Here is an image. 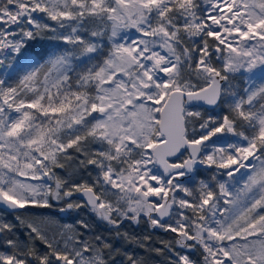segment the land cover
Instances as JSON below:
<instances>
[{
	"label": "snow or ice",
	"instance_id": "6c2138e0",
	"mask_svg": "<svg viewBox=\"0 0 264 264\" xmlns=\"http://www.w3.org/2000/svg\"><path fill=\"white\" fill-rule=\"evenodd\" d=\"M153 253L264 264V0H0V264Z\"/></svg>",
	"mask_w": 264,
	"mask_h": 264
},
{
	"label": "rangeland",
	"instance_id": "374dc122",
	"mask_svg": "<svg viewBox=\"0 0 264 264\" xmlns=\"http://www.w3.org/2000/svg\"><path fill=\"white\" fill-rule=\"evenodd\" d=\"M52 43L54 42H50L47 39H40L37 41H33L31 42V47L29 49V52L31 53H37V52H43L46 49H50L52 46ZM217 111H219V109H217ZM205 175H207L205 173ZM33 213H37V210L33 209L31 210ZM22 215H27V213H21ZM39 214V213H37ZM44 215H51L52 217H54L57 221H59L60 223H71L74 219L78 218L75 214L69 215V214H61L58 213L57 210L55 208L53 209H49L47 211L43 212ZM7 218L9 220H13V214L8 213L7 214ZM90 219H92V221L94 222V224L96 225V229L98 231H104L105 230V225L103 224V222L96 220L94 217H90ZM14 222V220H13ZM124 228L128 229L130 231H135L136 233H141L146 231L147 226L145 224L140 225L139 227H132L131 225H129L127 222L124 224ZM151 235H153L156 238L159 239H163L165 241L173 239V234L171 233H165L160 229H156L154 232L150 233ZM38 246L43 248L42 245L39 244V242H37ZM156 247H160V245L157 243L155 245ZM137 251L141 254V255H147L146 253L143 252V250L141 249H137ZM149 259V264H165V256H160V255H156V254H151L150 256H148Z\"/></svg>",
	"mask_w": 264,
	"mask_h": 264
}]
</instances>
